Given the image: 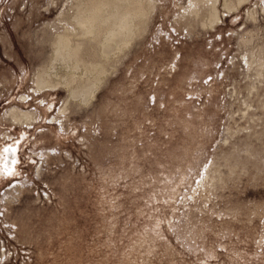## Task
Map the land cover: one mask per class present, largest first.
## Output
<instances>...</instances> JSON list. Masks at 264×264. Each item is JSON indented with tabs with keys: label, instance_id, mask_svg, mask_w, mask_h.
Masks as SVG:
<instances>
[{
	"label": "rangeland",
	"instance_id": "1",
	"mask_svg": "<svg viewBox=\"0 0 264 264\" xmlns=\"http://www.w3.org/2000/svg\"><path fill=\"white\" fill-rule=\"evenodd\" d=\"M98 1L0 0V264H264V0Z\"/></svg>",
	"mask_w": 264,
	"mask_h": 264
},
{
	"label": "bare ground",
	"instance_id": "2",
	"mask_svg": "<svg viewBox=\"0 0 264 264\" xmlns=\"http://www.w3.org/2000/svg\"><path fill=\"white\" fill-rule=\"evenodd\" d=\"M96 1V0H95ZM113 1V0H112ZM121 1H124V0H118V2L116 3H113V2H110V0H99L97 3H96V8H86V9H83L81 10L80 12V15L78 16V19H77V22H78V25L80 26V28L82 29L83 31V34L86 35H90V34H94L95 33V24H94V19H95V15L98 11L101 12V10H106L108 11V18H106L104 21H107L109 18H113L114 20V24L112 27L109 28L108 32L106 33V36H105V40L102 41V45L103 46V52L105 54H107L108 50H111L112 48H114V46H118L120 44V42L124 41L125 38H127L128 36H130L132 34V21L135 17H133V15H136L135 13H131L128 9L125 8V6H122L121 5ZM126 1V0H125ZM131 1V0H130ZM139 1V0H138ZM141 1V0H140ZM128 2V1H127ZM135 2V1H133ZM133 2L131 1V5L133 4ZM136 3L138 4L139 2L136 1ZM86 5V3H85ZM130 5V6H131ZM136 5V4H135ZM139 5V4H138ZM129 6V5H128ZM127 6V7H128ZM130 6L128 8H130ZM134 6V5H133ZM135 8V7H134ZM133 8V10H134ZM143 8V7H142ZM78 10V9H77ZM130 10H132V8H130ZM132 10V11H133ZM138 10V9H135V11ZM138 12V11H137ZM104 13V12H103ZM106 14V13H105ZM139 14V13H138ZM215 14V12H214ZM100 15V14H99ZM105 16V15H104ZM137 17V16H136ZM144 17V16H143ZM99 18V17H98ZM140 18V17H139ZM97 20V19H96ZM76 22V23H77ZM113 22V21H112ZM112 22H111V25H112ZM99 23V22H98ZM105 24V23H104ZM77 25V26H78ZM102 25V24H101ZM109 25V23H108ZM107 25V26H108ZM106 26V25H103V27ZM106 26V27H107ZM99 27V26H98ZM96 26V28H98ZM101 27V28H103ZM100 28V29H101ZM98 30V29H97ZM105 30H103L102 32H104ZM99 32V31H98ZM65 34V33H64ZM67 34V33H66ZM65 34V35H66ZM71 34V33H70ZM68 34V35H70ZM96 34V33H95ZM98 34V33H97ZM60 36L59 39H58V42H57V45H56V51H57V58H63V59H68V58H71L72 57V52L73 49L75 50V48L72 47V44H71V40L67 37V36ZM101 35V34H100ZM99 35H97V38H98ZM104 36V35H103ZM99 37H102V36H99ZM77 38V37H76ZM96 38V37H95ZM103 38V37H102ZM86 39V38H85ZM101 39V38H100ZM126 42V41H125ZM78 43V42H77ZM128 42H126L127 44ZM56 44V43H55ZM77 45V44H75ZM79 46H77V50H81L79 49L80 47V44H78ZM74 46V45H73ZM122 49V48H121ZM76 50V51H77ZM78 52V51H77ZM103 53V54H104ZM78 54V53H77ZM102 55V54H101ZM55 57V56H54ZM78 57H81L80 56V53H79V56ZM74 58V57H72ZM62 59V60H63ZM77 59V58H76ZM82 59V58H81ZM75 60V59H74ZM79 60V59H78ZM54 61V60H53ZM68 61V60H67ZM73 61V60H72ZM81 61V60H80ZM73 63V62H72ZM79 63V61L77 62ZM80 64V63H79ZM86 64V63H85ZM71 65V64H70ZM88 65V64H87ZM77 66V65H75ZM74 66V67H75ZM89 66V65H88ZM56 70V69H55ZM74 70V69H73ZM95 70V69H93ZM99 71V70H98ZM78 72V71H77ZM98 76V75H97ZM96 76V77H97ZM46 78V77H45ZM46 80V79H45ZM50 80V79H49ZM95 80V79H94ZM72 81V80H70ZM41 82V81H40ZM38 83L39 85H41L42 83ZM48 82V81H47ZM69 82V81H68ZM99 82V81H98ZM45 83V82H44ZM70 84V83H69ZM43 85V84H42ZM46 85V84H45ZM95 85V83H94ZM66 87V86H65ZM45 88V87H44ZM69 88V87H68ZM75 91V90H74ZM78 91V90H77ZM83 91V90H82ZM79 92V91H78ZM81 92V90H80ZM77 93V92H76ZM80 94V93H79Z\"/></svg>",
	"mask_w": 264,
	"mask_h": 264
},
{
	"label": "flooded vegetation",
	"instance_id": "3",
	"mask_svg": "<svg viewBox=\"0 0 264 264\" xmlns=\"http://www.w3.org/2000/svg\"><path fill=\"white\" fill-rule=\"evenodd\" d=\"M6 152H7V156H8V161L5 165L6 169L7 170H12L14 168V164H15V161H16V149L15 148H12V147H9L6 149Z\"/></svg>",
	"mask_w": 264,
	"mask_h": 264
}]
</instances>
